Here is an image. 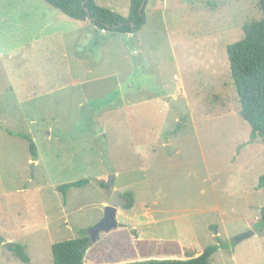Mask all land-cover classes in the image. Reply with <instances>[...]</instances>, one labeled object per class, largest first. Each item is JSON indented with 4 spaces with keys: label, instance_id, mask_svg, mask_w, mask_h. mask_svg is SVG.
<instances>
[{
    "label": "rangeland",
    "instance_id": "rangeland-1",
    "mask_svg": "<svg viewBox=\"0 0 264 264\" xmlns=\"http://www.w3.org/2000/svg\"><path fill=\"white\" fill-rule=\"evenodd\" d=\"M95 2L122 16L129 6ZM144 14L133 34L101 33L44 0H0V264H24L6 242L30 264H53V243L88 236L102 218L109 178L133 200L116 219L127 228L100 232L85 263L185 259L222 244L211 264H264V149L249 142L226 56L260 18L257 0H148ZM134 215L145 240L135 247Z\"/></svg>",
    "mask_w": 264,
    "mask_h": 264
},
{
    "label": "trees",
    "instance_id": "trees-1",
    "mask_svg": "<svg viewBox=\"0 0 264 264\" xmlns=\"http://www.w3.org/2000/svg\"><path fill=\"white\" fill-rule=\"evenodd\" d=\"M64 15L75 20L88 19L99 30L133 34L145 23L144 7L139 10L142 0H129L126 16L99 6L95 0H44ZM260 18L244 23L242 38L226 46V56L230 77L239 105V116L250 126L249 142L260 141L264 149V0H257ZM31 156L37 157L33 140L26 136ZM91 180L81 179L57 187L65 193L71 187H82ZM97 184L105 188V179ZM258 189L262 190L263 202L259 209V219L255 223L260 232L264 229V173L258 177ZM123 209H129L133 200L127 194ZM4 239L0 236V244ZM222 244L206 246L197 256L185 259H147L121 264H211L210 257ZM5 248L24 264H30L25 247L18 243L6 242ZM89 247V238L82 235L76 238L55 242L51 245L53 264H86L85 254Z\"/></svg>",
    "mask_w": 264,
    "mask_h": 264
},
{
    "label": "water",
    "instance_id": "water-1",
    "mask_svg": "<svg viewBox=\"0 0 264 264\" xmlns=\"http://www.w3.org/2000/svg\"><path fill=\"white\" fill-rule=\"evenodd\" d=\"M145 2L146 0L141 1L139 10L144 7ZM168 105L175 108L179 112L181 118L186 116L188 110L182 101L171 98L168 101ZM106 187L111 191V197L108 204L104 207L102 218L88 230L89 244L98 238L100 232H108L115 227L122 226V224L116 220V212L118 208L123 207L126 203V199L123 198V194L120 191L112 189V178L107 180Z\"/></svg>",
    "mask_w": 264,
    "mask_h": 264
},
{
    "label": "crops",
    "instance_id": "crops-1",
    "mask_svg": "<svg viewBox=\"0 0 264 264\" xmlns=\"http://www.w3.org/2000/svg\"><path fill=\"white\" fill-rule=\"evenodd\" d=\"M100 32L101 33H104L106 31L105 30H100ZM170 95H171V93L170 94H167L165 97L170 96ZM114 189H115V187H114ZM107 202H108V200H105L104 202H102V205H106ZM122 212H123V208H118L117 209L116 219H117V216H122ZM142 216L145 219H149L146 222V224H152V223L156 222V219L153 216L148 215L146 212H144ZM138 217H140V216L134 215V217H128L129 228L134 233V236H132L133 238L132 239L129 238V241L132 242V244L129 243V245H133L134 247L136 245H138V243H141V242H144L145 241V240H143L142 236L140 234H138V232H137L138 225H139V223L137 221L138 220ZM119 223H124V222H119ZM126 228H127L126 227V224L124 223V224H122V226H118V227L112 229L111 231H109V234L113 233V234H116V235L117 234L120 235L119 233L125 231ZM97 242L96 243H90L89 244V247H88V249L86 251V254H85V261H87L86 259H87V255H88L89 250L90 251L94 250L95 249V246L98 244ZM199 253H197L195 256H197ZM172 255H173V253L169 254V256H172ZM91 257L92 258H90V260L86 264H111L110 262H104L103 260H99V258L97 257L96 253L93 254ZM117 257H119V256H116V257H113V258L115 259ZM152 257L153 256L150 253H145V252L136 253V254L133 253V255L131 256V258H128V259H123L122 258L123 260L122 259L121 260H118L117 259L116 262H113V263L114 264H119V263H123V262H126V261L133 262V261H141V260H147V259H157V258H154V257L152 258ZM164 259H169V258H164ZM106 261H109V260H106Z\"/></svg>",
    "mask_w": 264,
    "mask_h": 264
},
{
    "label": "flooded vegetation",
    "instance_id": "flooded-vegetation-1",
    "mask_svg": "<svg viewBox=\"0 0 264 264\" xmlns=\"http://www.w3.org/2000/svg\"><path fill=\"white\" fill-rule=\"evenodd\" d=\"M123 198L125 199L124 195H123Z\"/></svg>",
    "mask_w": 264,
    "mask_h": 264
}]
</instances>
